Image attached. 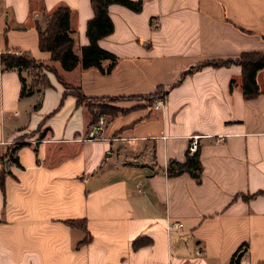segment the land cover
Here are the masks:
<instances>
[{
  "label": "crops",
  "instance_id": "obj_1",
  "mask_svg": "<svg viewBox=\"0 0 264 264\" xmlns=\"http://www.w3.org/2000/svg\"><path fill=\"white\" fill-rule=\"evenodd\" d=\"M62 4L80 56L91 0H0V51L28 50L57 69L52 86L20 96V74L0 65V160L27 142L0 185V264H264V68L254 98L235 63L181 79L204 61L264 50V0L110 4L115 28L98 40L118 57L108 73L67 70L40 48L38 24ZM59 76L89 97H117L123 111L94 121ZM159 87L165 99L145 98ZM195 135L200 180L170 176ZM84 218L90 239L79 244L87 233L67 221Z\"/></svg>",
  "mask_w": 264,
  "mask_h": 264
},
{
  "label": "trees",
  "instance_id": "obj_2",
  "mask_svg": "<svg viewBox=\"0 0 264 264\" xmlns=\"http://www.w3.org/2000/svg\"><path fill=\"white\" fill-rule=\"evenodd\" d=\"M143 1L144 0H91L95 14L87 22V36L90 43L82 47L80 56L74 51L76 42L73 36V30L70 27L71 9L69 6L62 4L47 16L44 24L39 23L37 26V28H39L40 48L42 50L50 51L52 60L61 61L63 68L67 70L74 69L79 62H81L83 68L96 66L103 73L111 72L118 61V57L108 49H104L98 41L100 38L113 32L115 28L110 12L108 11L109 5L113 3L123 4L132 10L140 11ZM108 59L110 61L108 65L104 67L103 61ZM233 63L242 66L241 86L243 94L247 98L256 97L260 90L258 80H256V73L259 69L264 68V50L244 51L236 58L229 57L226 59H211L204 61L193 68L184 71L181 79L186 74L193 72L201 66H226ZM0 65H2V70L15 69L20 74L22 81L20 96H29L36 91H42L44 88L52 86L48 72L57 70L52 63L42 61L33 56L30 51L20 48H6L4 51H0ZM25 71L28 74H25ZM28 76L30 77V81L28 80ZM59 77L64 84V87L66 86L67 90L65 91V94L69 91L74 93L77 97L78 104H85L88 106L92 115H94V121H97L103 114L116 115L118 112L123 111L111 103H109L111 104L109 105L105 102H96V100L99 101L104 99L114 101L117 100V97H89L85 95L80 86H73L66 82L62 76ZM233 82L234 81L232 80V83ZM166 94V88L159 87L157 92L145 96V98L149 99V101H153L155 97L161 96L164 98ZM41 104V99H39L34 106V109L40 107ZM103 105H109L105 107H112V110L109 111L102 109L98 111L97 108H103ZM46 130H48V128H46L45 131ZM45 131H41L39 138H43L46 135ZM25 143L27 142L22 140L21 142H17V144L8 145V148L2 157V161L0 160L3 162L0 170V185L2 188H4V175L9 171L10 166L13 163L20 164V162H18L16 151ZM199 155V149L194 153H191L188 149L186 152L187 158L184 163H181L176 159H171L167 167L168 174L170 176L179 175L189 171L197 180H200L203 170L201 155ZM5 159H7L9 164L8 168L6 167V162H4ZM260 193H264V189H261L256 194ZM67 222L72 226L81 227L82 230L87 233L79 244H85V242H88L90 239V233L87 231L85 218L69 219ZM237 261H239V258Z\"/></svg>",
  "mask_w": 264,
  "mask_h": 264
},
{
  "label": "built area",
  "instance_id": "obj_3",
  "mask_svg": "<svg viewBox=\"0 0 264 264\" xmlns=\"http://www.w3.org/2000/svg\"><path fill=\"white\" fill-rule=\"evenodd\" d=\"M159 22L157 21V20H153V22H152V24H154L155 26H157V25H159L158 24ZM164 105V99H162V98H158L157 100H156V102H155V106L156 107H161V106H163ZM198 136L197 135H195V136H192V138H191V142H190V144H189V151L191 152V153H194V152H196L197 150H198V148H199V141H198ZM183 226V222L182 221H180V220H173V222H170V225H169V227L170 228H173V227H177V228H180V227H182Z\"/></svg>",
  "mask_w": 264,
  "mask_h": 264
},
{
  "label": "rangeland",
  "instance_id": "obj_4",
  "mask_svg": "<svg viewBox=\"0 0 264 264\" xmlns=\"http://www.w3.org/2000/svg\"><path fill=\"white\" fill-rule=\"evenodd\" d=\"M152 21H153V20H152ZM152 25H154V24H152ZM154 26H155V25H154ZM24 73H25V74H28V73H26V71H25ZM28 80L30 81V77H29V76H28ZM96 102H105V103L109 104V103L112 102V100H110V99H109V100L104 99V100H99V101L96 100ZM95 105H96V104H95ZM95 105H94V106H95ZM109 105H111V104H109ZM109 105H103V108H102V107H100V108L98 107L97 110L99 111V110L104 109V110H109V111H110V110H112V107H110V108H106V107H105V106H109ZM40 128H41V127H40ZM40 131H41V129H40Z\"/></svg>",
  "mask_w": 264,
  "mask_h": 264
},
{
  "label": "water",
  "instance_id": "obj_5",
  "mask_svg": "<svg viewBox=\"0 0 264 264\" xmlns=\"http://www.w3.org/2000/svg\"><path fill=\"white\" fill-rule=\"evenodd\" d=\"M7 162V161H6Z\"/></svg>",
  "mask_w": 264,
  "mask_h": 264
}]
</instances>
